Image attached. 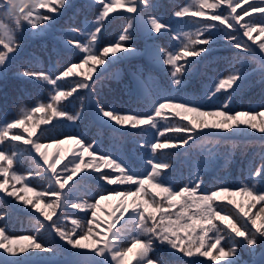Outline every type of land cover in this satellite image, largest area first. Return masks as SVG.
I'll return each mask as SVG.
<instances>
[{
	"label": "snow or ice",
	"instance_id": "obj_1",
	"mask_svg": "<svg viewBox=\"0 0 264 264\" xmlns=\"http://www.w3.org/2000/svg\"><path fill=\"white\" fill-rule=\"evenodd\" d=\"M162 8L159 0H0V80L34 90H21L14 115L0 113V264H264V0H191L175 24ZM49 36L56 59L24 57L30 41ZM141 56L147 64L124 83L121 66ZM200 66L204 79L190 90ZM110 79L123 86L105 91ZM257 86L258 99L246 102ZM128 142L130 152L118 146ZM238 142L260 147L241 153L239 175L226 164L209 179L221 154L191 156L204 143ZM68 143L75 150L64 162ZM114 199L111 222L102 221L103 202Z\"/></svg>",
	"mask_w": 264,
	"mask_h": 264
},
{
	"label": "rangeland",
	"instance_id": "obj_2",
	"mask_svg": "<svg viewBox=\"0 0 264 264\" xmlns=\"http://www.w3.org/2000/svg\"><path fill=\"white\" fill-rule=\"evenodd\" d=\"M180 2H178V6L180 5V3L183 2V0H179ZM185 1V0H184ZM244 7H247V5H243ZM239 11V9H238ZM67 26V25H64ZM126 26V25H125ZM112 35H114L113 39L115 38V32L111 33ZM255 35V34H254ZM111 35L108 36V38ZM53 39V37L49 36V39ZM162 43V42H161ZM163 44V43H162ZM142 45L140 47V49H143ZM25 57V56H24ZM41 57V56H40ZM137 59L141 58V57H136ZM131 63V62H130ZM128 66L129 72L130 74L133 75V72L135 71V68L131 66V64H125ZM91 65H87L85 66V68L83 70H86L90 67ZM124 66V65H122ZM95 78V75L93 76V79ZM133 78V76H132ZM131 80V79H130ZM132 82V81H131ZM255 88H259L258 86ZM255 88H252L251 90H249L248 92H246V102L247 100H256L258 99V95L255 94H250ZM23 89H27V91L32 92L34 91L31 85L26 84L25 82L16 79L12 76H10V78L7 81L4 80H0V113H2V111L7 108V110L11 113V114H15V109L16 107H18V105L16 104V98L18 95L22 94ZM75 95V93L73 94ZM15 101V102H14ZM64 103H66L65 101H62ZM61 102V103H62ZM15 103V105L13 104ZM78 108L80 109V105L78 104V107L75 108L74 110L78 111ZM48 115V113H37L36 116L34 117L33 121H29L28 122V126L31 127L33 122L38 123L39 120L41 118H45ZM179 119V118H177ZM91 122V121H90ZM92 124V123H91ZM94 125V124H93ZM40 127H44V125H40ZM83 127H88L90 130L91 128L93 129V131H91L93 134H95L96 131V127H91L90 125L86 124L84 122ZM23 129H20L19 131H22ZM39 134V129L37 130V135ZM27 133H25V136L27 137ZM35 138V137H33ZM163 141V138H161V142ZM133 145H130L129 143L126 145L125 147V151H131ZM187 147V146H185ZM243 149L242 152H245L248 150V153H252V151L254 150V152L260 151L259 145L258 144H245V143H237V146L235 148H233L230 144L229 145H212V144H208V143H204L200 146L194 147L192 149V153L191 156L193 159L199 160L201 162H204L206 159H212V157H210L211 153L215 154H221L222 152H224L225 154H227L230 150L233 152L236 151L235 153H233V156H229L231 163H227L225 159H221L222 155H220V160H218L217 162V166L215 171H210L208 174V178L211 179V177L213 175H215L216 171H222L224 166L227 164V170L231 171L234 175H239V167H240V159H241V151L240 149ZM66 153H71L72 150H69L68 147H66L65 149H63ZM69 150V151H68ZM55 154V153H53ZM228 155H226L227 157ZM53 158H55V155H53ZM67 159H70L68 157H66L64 162H67ZM87 159V158H86ZM222 160V161H221ZM182 161V160H181ZM180 161V163L182 164V162ZM221 161V162H220ZM28 165H30L29 162H26L24 165H22L21 167L23 169H27ZM15 167V164H14ZM62 167V164L61 166ZM59 170V168H58ZM107 170V169H105ZM187 172V169H184ZM25 175H27V172H24ZM30 178V177H29ZM0 180H3V177H0ZM41 186L42 187H47V183L45 181H41ZM8 187V186H7ZM12 190V189H10ZM41 189H37V191H39ZM3 193H0V195H2ZM23 195H25V193L22 192ZM33 194V193H32ZM34 196V194H33ZM35 197V196H34ZM111 201L112 200H108V201H104L102 204V210L99 213V218L103 221V219H107V217L110 215V213L115 209L114 205H111ZM48 201L45 200V203H47ZM117 203H119V199H117L116 201ZM130 202V201H129ZM237 202H239V200H237ZM69 211H76L75 209H69ZM101 214V215H100ZM55 218V217H54ZM67 228H71V221L69 220L66 224ZM102 229L106 228L105 225L102 223L101 225ZM133 261V260H132ZM131 261V262H132Z\"/></svg>",
	"mask_w": 264,
	"mask_h": 264
},
{
	"label": "trees",
	"instance_id": "obj_3",
	"mask_svg": "<svg viewBox=\"0 0 264 264\" xmlns=\"http://www.w3.org/2000/svg\"><path fill=\"white\" fill-rule=\"evenodd\" d=\"M178 2H180L179 0H159V3L161 5H163V8L160 9L159 11V15H162L170 24H175L177 20L181 19V18H178V17H174V12L176 10H179L180 7H183V6H186L188 5L189 3H191V0H183L182 3H180V5L178 6ZM118 11H123V10H118ZM117 13H113L112 15H116ZM72 13H69V16H71ZM79 20H82L83 17H79L78 18ZM65 21H67L68 23H73V21L69 20L68 17H65ZM64 23V22H62ZM67 25V24H65ZM185 30H193V29H185ZM111 36L108 38V39H113L114 35L110 34ZM163 45L168 48L170 50V47H171V41H168V40H165V41H162ZM55 45V40L54 39H49V37H45V38H40V39H34L32 41H30L25 53H24V56L27 57L28 54L30 53H36L37 56H41L40 59L44 61L45 64L48 63V59H49V56H51L53 59H56V53H54L52 51L53 49V46ZM144 45V41L143 40H140L139 41V48ZM228 53L227 52H224V51H221L218 53V55H227ZM131 66L135 68V65H146V62L145 60L141 57L139 59L137 58H134L132 61H131ZM127 65H124V66H121V72H122V79H123V82L124 83H132L131 80H130V77L127 73V68H126ZM88 69L86 70H82V71H87ZM205 71L204 67L203 66H200L197 74L194 76L193 78V81H192V85H191V88L190 90H192V88H198L200 86V83L201 81L204 79V77L201 75V73H203ZM123 85L122 84H117L115 80H109L106 87H105V91H107V87H113V88H116V87H122ZM252 89V88H251ZM251 89H248L246 92H248L249 90ZM259 92V88H255L250 94H255L257 95ZM69 99H71V97H69ZM15 102V101H14ZM64 103V102H62ZM15 105V103H13ZM70 108L72 106H69ZM78 107V104L75 106V108ZM78 110H80L78 108ZM55 121H53L54 123ZM85 123L90 125L91 127H94L95 125L91 124L90 122V119H86L85 120ZM90 131H93V129L91 128ZM97 132V129L95 131V133ZM130 145H132L130 142H128ZM128 143H124V144H118V146L122 147L124 150H125V147ZM260 148V147H259ZM255 150V149H254ZM254 150L252 152H254ZM241 153H243V149L241 148L240 149ZM236 151L233 152V150L229 151L227 154H225L224 152L221 153L222 157L221 159L223 160L224 157H226V155H228L227 157L229 156H233V153H235ZM245 152H248L245 151ZM212 154V153H211ZM210 157H212V155H210ZM220 160V159H218ZM217 160V162H218ZM221 160V161H222ZM220 161V162H221ZM182 164L179 162V167L184 171L186 172V170L184 169H187L184 164H183V159H182ZM26 163V162H25ZM24 163V164H25ZM23 164V165H24ZM217 166V164H216ZM31 167V164L28 165L27 168ZM24 174V172L22 173ZM31 178V177H30ZM4 179V178H3ZM43 181V180H41ZM40 181V183H41ZM46 182V181H45ZM14 183V181H12L11 179H9V184H8V190L12 189V184ZM31 186V185H30ZM22 187V185H19L17 184L16 185V188H20ZM43 188H46V187H43ZM21 195H23L21 193ZM27 195L29 196H32L33 197V200L35 202V197L33 196L32 193H28ZM236 200H239V202L243 203L246 210H247V207H248V201L246 198H242L240 196H237L235 197ZM48 201V200H46ZM226 202V201H225ZM260 208V204L257 203L256 204V207L252 209V212L253 213H258V210ZM20 220L23 222V225L26 227L27 226V223H28V220H27V217H21ZM261 222H264V221H261ZM14 223L16 224V227L19 228L20 227V222L18 221H14ZM217 223H222L220 221H217ZM218 254L217 252H213V255H216ZM185 259H190L189 257H185ZM204 259H207V258H204ZM242 259L244 261H249L252 259V257H250L247 253H243L242 254ZM131 264H135V260H133L131 262ZM213 264H221V262H213Z\"/></svg>",
	"mask_w": 264,
	"mask_h": 264
},
{
	"label": "bare ground",
	"instance_id": "obj_4",
	"mask_svg": "<svg viewBox=\"0 0 264 264\" xmlns=\"http://www.w3.org/2000/svg\"><path fill=\"white\" fill-rule=\"evenodd\" d=\"M61 147H62L63 149H65L66 147H68L69 150H75V145H74V144H71V143L64 144V145H62ZM69 150H68V151H69ZM50 151H51L52 153H55V152H56V149L53 148V149H50ZM66 157H70V158H71L70 153H68V155H67ZM116 201H117V199L112 200V201H111V205L116 206L117 204H119V203H117ZM100 215H101V214H100ZM103 221L111 222L110 215L107 217V219L104 218ZM104 225H105V227L107 226L106 224H104Z\"/></svg>",
	"mask_w": 264,
	"mask_h": 264
}]
</instances>
